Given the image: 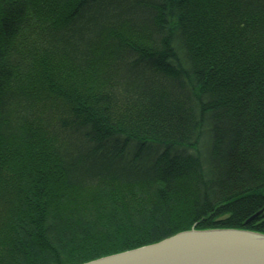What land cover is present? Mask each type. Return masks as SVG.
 Here are the masks:
<instances>
[{
  "label": "trees",
  "instance_id": "trees-1",
  "mask_svg": "<svg viewBox=\"0 0 264 264\" xmlns=\"http://www.w3.org/2000/svg\"><path fill=\"white\" fill-rule=\"evenodd\" d=\"M193 226L264 233V0H0V264Z\"/></svg>",
  "mask_w": 264,
  "mask_h": 264
},
{
  "label": "water",
  "instance_id": "water-1",
  "mask_svg": "<svg viewBox=\"0 0 264 264\" xmlns=\"http://www.w3.org/2000/svg\"><path fill=\"white\" fill-rule=\"evenodd\" d=\"M79 264H264V233L193 226L159 241Z\"/></svg>",
  "mask_w": 264,
  "mask_h": 264
},
{
  "label": "rangeland",
  "instance_id": "rangeland-1",
  "mask_svg": "<svg viewBox=\"0 0 264 264\" xmlns=\"http://www.w3.org/2000/svg\"><path fill=\"white\" fill-rule=\"evenodd\" d=\"M65 64V63H64ZM57 65V64H56ZM63 69H60L61 71L59 73H61V77L62 79L65 81H72L71 79H74L73 76H72V71H70L71 69L69 68V65L66 66V65H63L62 66ZM62 82V81H61ZM110 191V190H109ZM111 192V191H110ZM70 202L67 203L68 207H73L74 205H76V201L74 200L73 198V194L70 195V198H69ZM94 199H96V196H94Z\"/></svg>",
  "mask_w": 264,
  "mask_h": 264
}]
</instances>
